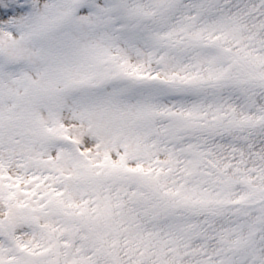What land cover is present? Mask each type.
I'll list each match as a JSON object with an SVG mask.
<instances>
[{"label":"snow or ice","instance_id":"1","mask_svg":"<svg viewBox=\"0 0 264 264\" xmlns=\"http://www.w3.org/2000/svg\"><path fill=\"white\" fill-rule=\"evenodd\" d=\"M0 264H264V0H0Z\"/></svg>","mask_w":264,"mask_h":264}]
</instances>
